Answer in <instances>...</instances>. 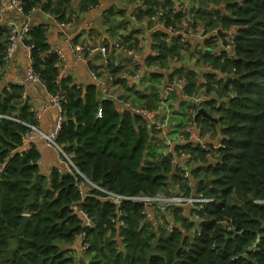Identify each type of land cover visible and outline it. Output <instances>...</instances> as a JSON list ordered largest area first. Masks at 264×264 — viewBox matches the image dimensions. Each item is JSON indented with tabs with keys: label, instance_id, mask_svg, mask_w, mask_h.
<instances>
[{
	"label": "trees",
	"instance_id": "obj_1",
	"mask_svg": "<svg viewBox=\"0 0 264 264\" xmlns=\"http://www.w3.org/2000/svg\"><path fill=\"white\" fill-rule=\"evenodd\" d=\"M140 1L132 13L146 20V29H126L125 10L109 7L103 13L102 25L111 40L102 43L105 59L100 53L95 58L105 62L109 87L119 85L130 96L101 93L95 84L82 88L72 77L62 76V66L51 51L46 28L30 26L24 44L30 46L31 70L48 94L60 97L63 120L56 143L85 179L76 171L70 173L57 167L49 176L39 172V152L33 145L23 147L22 142L26 124H34L33 112L22 100L24 87L10 85L2 90L0 264H264V0H223L225 12L191 0L188 19L176 11L177 0ZM202 1L208 5L220 3ZM72 2L21 0L22 15L29 16L34 8L57 24L67 23L73 17ZM98 2L79 0V9L86 11ZM157 13V21L172 26L176 32L185 18L192 33L201 24L203 35H209L199 42L179 34L171 36L165 29L152 30L148 39L152 53L146 56L145 63L148 85L141 91L124 75L133 59L124 61L121 57L123 49L142 46L147 30L154 26L150 18ZM217 29L233 30L231 58L224 51L219 56L214 54L217 36L211 34ZM6 31L0 25V70ZM224 38L221 37L223 43ZM114 41L121 50L117 51ZM175 56L185 62L168 69L166 79L162 72L152 69L155 64L160 68L168 66ZM89 64L101 75L92 59ZM205 65L222 76L206 72L202 83L195 68ZM134 66L139 68L138 64ZM180 76L185 78L183 94L175 90L171 98L175 101L181 95V102L187 100L192 109H204L217 122L200 117L197 123L220 136L214 161H208L198 146L174 145L175 150L181 148L192 155L190 173L195 194L208 200L197 210L204 217L200 234L185 233L192 225L177 214L178 209L173 210V216L179 224L170 233L143 222V206L136 201L124 202L123 225L115 227L110 221L117 218L115 204L100 199L101 193L88 182L124 196H154L169 193L170 187L177 186L183 191L178 182V178L183 179V170L171 164L170 152H159L157 147L161 145L152 143L157 136L151 119L125 107L135 102L154 111L159 106L161 85ZM201 92L205 97L197 104L194 97ZM213 93L215 96L210 98ZM183 192L192 194L187 185ZM78 206L89 213L92 227L82 225ZM25 216L28 219L24 231L16 237ZM79 237L87 244L81 260L69 246Z\"/></svg>",
	"mask_w": 264,
	"mask_h": 264
},
{
	"label": "built area",
	"instance_id": "obj_2",
	"mask_svg": "<svg viewBox=\"0 0 264 264\" xmlns=\"http://www.w3.org/2000/svg\"><path fill=\"white\" fill-rule=\"evenodd\" d=\"M137 3L141 2L140 0H136ZM189 4H185V0H177L176 1V11H180L184 13L188 19V12L193 7V4L191 0H188ZM9 8L15 10L16 12L22 14V3L21 0H9L8 4ZM139 6V5H138ZM137 7V6H135ZM134 7V8H135ZM133 8V9H134ZM36 10L33 8V11ZM133 11V10H132ZM131 11L130 15L127 17L128 24H126V29H131L133 27L135 28H143L146 29V20L142 19L139 20L133 14ZM158 13L155 14L150 18V21L154 24L153 28L151 30H147L146 35H150L152 30L156 29H165L171 36L179 34L183 37L188 36L192 38H196L198 40H202L203 37H206L209 35L207 33L206 35H203L204 31L202 27L199 25L196 27V32L192 33L189 27L187 26V19H183V21L180 23V29L176 32V30L172 26H165L163 22L157 21ZM68 25V23H60L59 26H65ZM6 42L3 50V60L4 68L8 61L13 57L15 51L17 50L19 45H24V41L28 37V32L30 30V25L25 22H13L10 23L6 27ZM216 33V32H215ZM214 33V34H215ZM224 35V43L221 40V37H217L216 43L218 46L217 51L214 53L215 56H219L221 51L226 52V57L231 58L232 57V51H233V30H229L225 32ZM218 40L220 45L218 44ZM113 44L116 46L117 51L121 50L122 48L118 46V44L114 41ZM69 45L71 47V50L76 55V57L83 59L85 54V47L80 44H74L71 41L69 42ZM30 50V46H27ZM143 46L134 47L129 50L123 49V55L122 57H132V63L129 64L127 68H125L126 72H124V75L129 79V82H134L138 84V88L142 91L145 86L148 85V77L145 74V63H146V57L144 58V66H142L140 59H141V51ZM96 53H100L101 59H105L106 51L104 46H99L94 49ZM57 55V64L62 65L64 61V55L60 50L55 49L54 51ZM152 53V52H151ZM156 52L154 53V55ZM187 60V59H186ZM185 59L180 58V56L173 57L168 66L166 67H159L157 64L152 65V69L160 71L164 73L165 71H168V69H175L178 68L181 65V62ZM194 59L191 60V63H193ZM135 64L139 65V68H135ZM197 71H201L202 74L200 76V81L203 83L205 82L203 78V74L206 72H211L213 74H216L218 77H221L222 75L217 72L213 71L210 66L205 65L201 69H196ZM164 75V74H163ZM91 76L93 79V84L97 86V88L100 90L101 93L104 94H110V83L105 76L102 74L99 75L95 71H91ZM27 80L29 81H35L40 82L38 76L30 69L27 74ZM185 84V78L183 76L180 77H174L171 82L169 83H163L160 88V101L159 106L154 111L149 110L147 108L141 107L139 105H136L135 103H126L125 107L129 110H131L134 114L140 115L144 117L145 119L150 120L151 119V126L155 131L158 132H165V128L167 124L169 123V119L172 118L175 115V111H177L178 106L181 105L183 102L181 100L183 97L180 95L177 100L174 101L173 97L171 98V93L177 89L180 91V93L183 94V86ZM8 89V88H7ZM102 95V94H101ZM212 96H215V94H211ZM104 96V95H103ZM211 96V97H212ZM205 97L204 93L201 92L198 96H195L194 99L197 104H200L203 101V98ZM187 101V100H186ZM178 102L179 105L176 107L174 106V103ZM181 102V103H180ZM51 103L56 107L57 109V120L54 125V129L51 132H43L40 129H38L34 124H26L27 131L25 135L22 138V142H26L30 138L39 137L43 139L46 143V145L49 148H52L57 153V159L59 162H61L64 166V169L68 172L76 171L83 179H85L84 175L77 171L75 165L70 160L69 156L64 152L62 146L58 145L56 143V138L58 136V131L61 125V122L63 120L62 116V108L60 105V97L58 95L52 96ZM172 105L170 107L169 105ZM219 103L215 104V107H218ZM202 109L200 106H197L196 108H191V105L189 108H187L186 115H188V118H192L196 115L198 110ZM162 111L164 113V116L162 118L157 117L158 111ZM35 116V114H34ZM213 134L212 131L203 129L197 121H190L182 131L178 134V139L176 144L182 145L185 143H189L193 146H198L200 149L204 151L205 158L208 161H214L217 159V152L216 149L219 147V143H209V138ZM212 141V140H210ZM169 148V147H168ZM171 153V164H175L177 167H179L181 170H183L182 178L186 179L187 174L185 171V166L188 164L193 163L194 160L192 155L179 148L178 150H175L174 147H170L169 151ZM192 168V167H191ZM190 168V169H191ZM90 187L96 189L98 192L101 193L100 199L111 201L115 204L116 210H117V218H110L111 223L115 227H119L123 225V220L121 219V216H123V210L122 205L126 201H136L142 204L143 210H142V217L143 222H151L153 225L156 224L155 215L157 213H162L163 210L167 207L170 211L176 209H181L183 211L188 210L191 213L190 221L194 223L195 232L197 235L200 234L201 230V224L204 221V217L201 216V214L197 211L201 208V204L207 202L208 200L203 198L200 194L192 193L190 195H184L182 192H175L171 191V188H169V193L165 194L162 192L156 193L154 196H147V195H140V196H124L120 195L118 193L106 190L102 187H99L91 182L87 183ZM81 183L79 184V186ZM178 187V186H177ZM177 187L175 190H177ZM79 190V189H78ZM81 192V191H80ZM77 212L79 214V218L82 222V225L84 227H92L93 226V220L90 217L89 213L84 210L81 206L77 207ZM174 225H166L163 226L165 231L167 233H170ZM87 248V244L81 243L79 247V253L84 254Z\"/></svg>",
	"mask_w": 264,
	"mask_h": 264
},
{
	"label": "crops",
	"instance_id": "obj_3",
	"mask_svg": "<svg viewBox=\"0 0 264 264\" xmlns=\"http://www.w3.org/2000/svg\"><path fill=\"white\" fill-rule=\"evenodd\" d=\"M131 1V2H129ZM198 1V0H197ZM9 0H0V25L7 27L13 22H27L32 25H43L46 28L47 41L51 48V51L55 49L60 50L64 55V61L62 63L61 75L70 76L74 80L75 84L84 88L90 84H93L91 76V67L89 60L92 59V63L99 66L98 72L105 76V62H101L96 58V47L102 46L104 40L107 42L111 40L109 34L105 31L102 20L104 18L103 13L109 8H115L125 10L126 17H128L135 6L141 4L136 0H99L98 5L94 6L86 11H80L79 0H73L72 8L74 10L73 17L67 22L68 25L59 26L56 21L48 14L43 13L41 10H34L29 16H23L15 10L9 8ZM185 4L188 5V0H185ZM203 7V6H202ZM225 5L223 0L217 5H209V9L225 12ZM202 27L201 24H199ZM149 36L143 37L142 51L140 62L144 66V58L151 53ZM201 42L200 40L194 38ZM74 44H80L85 47L86 52L84 58H78L71 50L69 42ZM218 44L219 40H218ZM31 69L30 50L27 45H19L15 51L13 57L8 61L7 65L0 70V92L4 89H9L10 85H21L24 87L22 100L26 102L29 110L33 112L34 125L43 132H51L54 129L55 122L57 120V109L51 103L52 96L47 93L45 87L40 82L27 80L28 71ZM110 95H126L130 96L128 92H125L123 87L119 85H112L109 90ZM213 97V96H212ZM210 97V98H212ZM186 101V100H185ZM178 106L179 103H174V106ZM182 105V104H181ZM181 105L178 106L177 112L172 118L169 119V123L165 128L166 135L171 132L172 137L165 135L162 139V143L165 147H174L176 145L178 134L184 129V127L190 121L195 120V116L188 118L186 115L187 110L182 111ZM117 109H120V105L115 103ZM197 114V113H196ZM164 113L158 111L157 117L162 118ZM200 118V117H199ZM175 120L174 122H172ZM217 122V121H216ZM214 122V123H216ZM175 128H172V126ZM156 141H160L157 140ZM220 136L215 134V137L209 143H219ZM33 145L40 154L38 166L39 172L43 176H49L52 169L57 167L60 170L64 169V166L57 159V153L54 149L49 148L45 141L39 137L28 139L23 143V147ZM188 183V187L193 190L195 188V182ZM73 251L76 250V246L70 247Z\"/></svg>",
	"mask_w": 264,
	"mask_h": 264
},
{
	"label": "rangeland",
	"instance_id": "obj_4",
	"mask_svg": "<svg viewBox=\"0 0 264 264\" xmlns=\"http://www.w3.org/2000/svg\"><path fill=\"white\" fill-rule=\"evenodd\" d=\"M129 2H131V1H129ZM189 105H190V102L184 101L182 103V105H181V110L182 111L187 110V108L189 107ZM176 107H177V105H176ZM174 121L175 120H173L172 122H174ZM172 128H175V126L173 125ZM152 129H153V127H152ZM153 131H154L155 135L157 136V137L156 136L155 137L158 138L157 140H160V141L154 140L152 143L154 145H161V146H158L157 147L159 152H162V153L168 152L169 151V148L168 147H165L164 144L161 141L162 139H164L166 133H164V132L163 133L162 132H158V131H155L154 129H153ZM166 136L169 137V138L172 137L171 132H169ZM214 137H215V134L213 133L210 136L209 141L210 140H213ZM192 166H193V163L188 164V165L185 166V171H186V174H187V178L186 179H179L178 178V182L181 184V186L183 188V191H185V186L188 183L192 182L191 185L193 184L192 177H191V173H190V168ZM173 168H177V167L174 166ZM182 174H180V175H182ZM170 188H171V191L182 192L184 194V192L183 191H180L178 188H177V190H175L174 187H170ZM189 190L191 191V193H195V188L193 190H191L189 188ZM162 193H165V192H162ZM165 194H167V193H165ZM186 194H188V193H186ZM177 214H179L180 216L185 217V219L187 220V222L192 225L191 230L189 229L188 231H185V233L188 236H191L194 233V231H195L194 223L192 221H190L191 213L188 210H186V209H185V211L179 209ZM155 219H156V224L154 225L155 228H160V227H163V226H166V225H176V226H178V224H179V223H177L174 220V216L172 214V211H170L167 207L163 210V212L161 214L160 213H157L155 215ZM117 241L120 242V239L117 238ZM81 242H82V239L79 237L73 244L69 245L70 247H72L73 245L76 246V250L73 251V253L76 254L80 260L84 257V254L81 255V254L78 253V248H79V245H80Z\"/></svg>",
	"mask_w": 264,
	"mask_h": 264
},
{
	"label": "water",
	"instance_id": "obj_5",
	"mask_svg": "<svg viewBox=\"0 0 264 264\" xmlns=\"http://www.w3.org/2000/svg\"><path fill=\"white\" fill-rule=\"evenodd\" d=\"M198 2L205 8H209V5L202 1V0H198ZM226 33L225 32H222L221 29H217L216 33L215 34H211V36H217V37H222L224 36ZM122 60L126 61V60H131L132 57H121ZM199 72V75L202 74L201 71H198ZM164 76H165V79L168 77V75L170 74L169 71H165L164 73ZM177 90V89H175ZM178 91V90H177ZM199 117H202V118H205L209 121H214L216 122L217 120H215L213 117H211L204 109H200L197 114L195 115V120H198ZM207 183L210 182V180H207L206 181ZM28 217L25 216L23 218V220L21 221V224H20V227L18 229V231L16 232V237H19L22 235L23 231H24V228H25V224H26V221H27Z\"/></svg>",
	"mask_w": 264,
	"mask_h": 264
},
{
	"label": "clouds",
	"instance_id": "obj_6",
	"mask_svg": "<svg viewBox=\"0 0 264 264\" xmlns=\"http://www.w3.org/2000/svg\"><path fill=\"white\" fill-rule=\"evenodd\" d=\"M217 31V30H216ZM202 118V117H201ZM81 238V237H80ZM82 239V238H81ZM81 243H84V241H83V239H82V242ZM80 243V244H81ZM79 247H80V245H79ZM78 250H79V248H78ZM78 253H79V251H78ZM79 254H81V253H79Z\"/></svg>",
	"mask_w": 264,
	"mask_h": 264
}]
</instances>
